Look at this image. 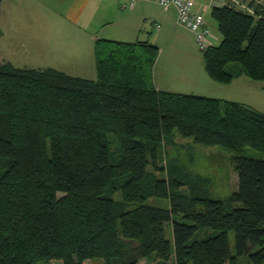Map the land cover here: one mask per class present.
<instances>
[{"label":"trees","instance_id":"trees-1","mask_svg":"<svg viewBox=\"0 0 264 264\" xmlns=\"http://www.w3.org/2000/svg\"><path fill=\"white\" fill-rule=\"evenodd\" d=\"M242 1L252 11L232 1L211 10L221 40L203 50L204 64L222 84L238 74L264 81V5ZM158 51L149 40L98 38L95 79L0 60V264H264V159L242 153L264 152V112L158 89ZM175 134L233 153L238 184L227 200L179 191L175 178L147 182L168 170L161 145ZM178 175L201 183L186 166Z\"/></svg>","mask_w":264,"mask_h":264},{"label":"crops","instance_id":"crops-1","mask_svg":"<svg viewBox=\"0 0 264 264\" xmlns=\"http://www.w3.org/2000/svg\"><path fill=\"white\" fill-rule=\"evenodd\" d=\"M229 1L195 0L194 9L203 13L209 28L212 25L210 31L214 41L218 36L213 29L220 40L221 34L211 15L212 7ZM124 2L127 0H0V35L9 31L22 34L35 48L45 50L46 55L52 50L53 64L83 66L78 71L59 70L83 78H96V39L135 41L145 33L146 36L140 40H149L159 48L152 72L158 89L237 101L219 94L233 83L245 82L251 86L249 81H257L245 74L236 75L229 84L219 83L210 77L203 54L197 50L195 34L178 23L175 6L164 7L142 0L132 7H122ZM256 2L264 5V0ZM165 48L167 51L164 53Z\"/></svg>","mask_w":264,"mask_h":264},{"label":"rangeland","instance_id":"rangeland-1","mask_svg":"<svg viewBox=\"0 0 264 264\" xmlns=\"http://www.w3.org/2000/svg\"><path fill=\"white\" fill-rule=\"evenodd\" d=\"M212 28V25L210 26ZM209 28V29H210ZM214 33L218 36V39L213 41L212 44H217L220 41L219 34L213 29ZM146 34L140 35V39H143ZM127 41V40H126ZM132 41V40H131ZM166 42H164L165 44ZM168 48V45H164ZM197 50L200 54H203V50L199 48L196 43ZM164 49V53L167 49ZM163 55H166L164 54ZM52 50L46 55L45 50L35 48L30 39H26L22 34L18 32L9 31L6 34L0 35V60L4 62L12 63L16 67L24 68H54L61 70V68L68 69H80L83 66L79 65H67L63 66L60 64H53L51 62ZM203 56V55H202ZM93 65V64H92ZM91 68L94 67V65ZM159 65L156 68V74L159 71ZM85 68V67H84ZM95 68V67H94ZM94 68H92L94 70ZM95 77V76H93ZM250 84L233 83L227 86L226 91L224 90L219 94L220 97L233 98L239 102L251 105L253 108L264 112V81H249ZM162 163L167 164L166 168L168 170L157 171L156 173L151 172L149 177L154 175L156 178L164 177L168 180L175 178V180L180 181L178 190L185 193H200L206 194L210 197L228 199L231 193L236 189L238 184L237 173L231 162V157L233 153L227 149L219 146H202L200 144L194 143L193 140L181 138L178 134L165 138L162 141ZM243 155L264 159V152L256 150L250 147H245L243 150ZM170 159V161H169ZM177 160V161H176ZM169 161V162H168ZM176 162V163H175ZM177 165V166H175ZM181 166H186V171L192 175L191 178H200L201 183H195L194 186L183 183V176L178 175L181 170ZM151 170V166L148 167ZM185 172V169H182ZM206 190V192L204 191ZM64 193L58 192V195H63ZM149 201L168 205L169 201L166 199H161L151 196ZM228 202V201H227ZM227 205H230L228 202ZM237 203H232V206H236ZM166 237L173 241L171 221L165 225ZM204 235V230L200 231L197 237H202ZM229 242L233 249L234 235L233 232H229ZM54 263L60 264L61 260H54ZM144 260L139 261L138 264H144ZM87 264H103L101 259H94ZM149 264H156L155 261L150 260ZM237 264H252L246 256H241L237 258Z\"/></svg>","mask_w":264,"mask_h":264},{"label":"built area","instance_id":"built-area-1","mask_svg":"<svg viewBox=\"0 0 264 264\" xmlns=\"http://www.w3.org/2000/svg\"><path fill=\"white\" fill-rule=\"evenodd\" d=\"M138 1L142 0H127L121 4L122 7H132ZM154 2L161 6L167 7L173 5L177 9V21L182 26L190 29L195 34V40L200 49L205 50L212 45L213 38L209 27L206 25L205 18L202 12L194 9L195 0H145ZM245 10L252 11L247 3L242 0H230ZM156 27H159L156 24Z\"/></svg>","mask_w":264,"mask_h":264}]
</instances>
